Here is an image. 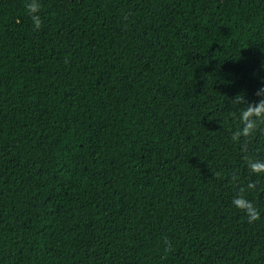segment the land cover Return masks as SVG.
Masks as SVG:
<instances>
[{
	"label": "trees",
	"instance_id": "1",
	"mask_svg": "<svg viewBox=\"0 0 264 264\" xmlns=\"http://www.w3.org/2000/svg\"><path fill=\"white\" fill-rule=\"evenodd\" d=\"M27 2L0 0V264H264V123L234 140L232 101L264 99V0H40V30Z\"/></svg>",
	"mask_w": 264,
	"mask_h": 264
},
{
	"label": "clouds",
	"instance_id": "2",
	"mask_svg": "<svg viewBox=\"0 0 264 264\" xmlns=\"http://www.w3.org/2000/svg\"><path fill=\"white\" fill-rule=\"evenodd\" d=\"M26 9L30 19L32 20L34 30H40L43 20L40 15L42 5L40 0H28L26 3ZM257 96L264 97V88H261L256 93ZM234 104H243L245 107L241 111V120L244 127L241 130H237L233 133V139L239 140L241 136H250L259 126V124L264 123V99H260L258 103H250L245 100L243 95H237L235 99L232 100ZM248 167L253 173H264V160H254L248 162ZM249 187H254L249 185ZM244 189H241L243 193ZM233 205L236 208L244 211L250 222H254L260 219V214L255 208V205L245 198L244 195H239L233 200Z\"/></svg>",
	"mask_w": 264,
	"mask_h": 264
}]
</instances>
